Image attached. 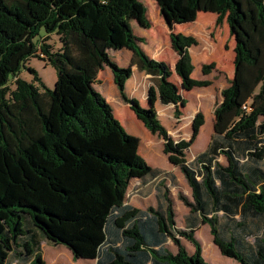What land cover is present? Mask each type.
<instances>
[{
  "label": "trees",
  "instance_id": "1",
  "mask_svg": "<svg viewBox=\"0 0 264 264\" xmlns=\"http://www.w3.org/2000/svg\"><path fill=\"white\" fill-rule=\"evenodd\" d=\"M155 2L177 54L173 71L186 91L210 81L192 77L189 48L197 39L173 25L209 12L215 26L227 23L234 40L233 74L214 107L210 141L190 161L184 151L204 116L195 113L188 140L175 141L160 122L156 100L174 105L179 115L186 99L168 63L139 45L143 38L132 21L151 26L140 0H0V264H46L43 240L95 264H209L195 237L198 223L208 225L221 254L264 264V0ZM51 34L56 48L48 42ZM123 48L134 54L127 66L109 53ZM31 57L55 69L52 89L27 65ZM132 65L153 80L146 107L126 93ZM214 65L203 64L201 74ZM105 66L121 100L162 139L163 153L187 181L190 198L177 194L189 210L183 229L176 227L169 188L160 179L168 174L139 154V138L94 87ZM22 70L31 80L20 76ZM133 179H159L155 206L140 209L126 200ZM169 179L175 185L172 173Z\"/></svg>",
  "mask_w": 264,
  "mask_h": 264
},
{
  "label": "rangeland",
  "instance_id": "2",
  "mask_svg": "<svg viewBox=\"0 0 264 264\" xmlns=\"http://www.w3.org/2000/svg\"><path fill=\"white\" fill-rule=\"evenodd\" d=\"M140 1L146 7V15L151 23L149 28H142L135 21H132L134 33L143 37V42H141L140 46L147 54H160V56L163 57L161 60L171 63L174 55L170 50L172 47H170L168 28L159 12L158 5L155 0ZM205 14L212 13H199L198 19H196L194 23H181L175 25L173 30H184L192 26L195 33L194 36L197 39V44L189 48L190 54H192V58H194V60L192 59L194 64L192 77L196 79H208L210 84L205 87H196L192 90L186 91L180 87V80L172 69L173 73L170 77L171 81L179 86L180 93L186 99L185 106L179 107V115H177L174 105H162L158 101L155 102V108L160 122L166 127L169 135L175 141L180 139L188 140L191 135V122L195 113L197 111L203 113L205 122L200 131V137L197 139L196 136L191 145L184 151L186 160L188 161L192 160L197 153L202 151V149H205L208 145L213 130L214 107L222 100L221 90L228 85L229 79L233 74L234 40L229 35L227 23L223 20L219 26H215L214 18L211 17L210 19V17ZM57 40L56 35L51 34L48 42H50L52 47L56 48L58 45ZM155 40L161 44V49L157 48V50L155 48ZM110 53L115 59H117L119 65H128L129 57L127 51L124 52L111 49ZM195 60L197 63H195ZM212 62H214L215 65L211 72L207 75H202L200 72L201 66ZM27 65L37 71L43 83L48 88H53L56 79V72L50 64L38 57H31L27 61ZM108 72H111L109 68L101 74L102 76L100 75V82H97L96 86L111 104L116 118L126 131L139 138V154L150 166L169 168L177 176L175 186L171 183L170 194L172 196L175 210L176 226L179 228L182 226L183 215L188 209L180 201L177 194L178 192H182L190 198V189L187 181L177 167L170 165L167 156L162 151V139L157 135H152L148 132V130L142 125L141 121L138 120L135 114L130 110L128 104L121 100L115 85L109 83L107 77L109 74ZM141 75L144 76L142 78L144 81L140 78ZM145 75V72L134 68L132 79L130 83L128 82L129 87H126L128 96L137 98L139 103L144 107L148 105L146 98L148 88L149 86H153V80L151 77ZM20 76L28 81L32 78V75L26 70H22ZM11 86L13 87V85ZM121 107H127L129 112L133 114V117L130 116L131 119H125ZM219 160L225 162L223 157H219ZM140 186L139 179H133L128 186L126 200L137 208L146 209L148 206H155L156 200L154 198V191L151 190L149 194L140 196L138 194ZM195 236L201 245L202 257L207 263L230 264L228 262L230 259L229 261L234 262L235 264H240L235 259L221 254L219 247L215 245L212 240L207 224L198 226ZM181 242L188 252L193 251V246L189 241L181 237ZM209 244H214L215 246L210 253L208 252ZM166 246L172 251L176 250V247L171 240L167 241ZM41 252L48 264H71L72 261L74 262L71 254H69L70 252L66 246L62 244L51 245L43 241L41 243ZM80 264L89 263L82 262Z\"/></svg>",
  "mask_w": 264,
  "mask_h": 264
},
{
  "label": "crops",
  "instance_id": "3",
  "mask_svg": "<svg viewBox=\"0 0 264 264\" xmlns=\"http://www.w3.org/2000/svg\"><path fill=\"white\" fill-rule=\"evenodd\" d=\"M199 13H209V12H198V14H197V17H196V19H198V15H199ZM205 15H208L209 17H210V19H211V17H213L214 19H215V16H214V14L212 13V14H205ZM202 17V16H201ZM196 19L194 20V21H192V22H188V23H194L195 21H196ZM175 25H179V24H174L173 25V29H174V26ZM186 25V24H185ZM188 25V24H187ZM198 28H200V27H198ZM168 32H169V30H168ZM176 32H181V33H183V34H186V35H192V36H194L195 35V33H194V29L192 28V26L191 27H188V28H186V29H184V30H177ZM138 37H142V36H140V35H137ZM195 37V36H194ZM143 38V37H142ZM141 44V42L139 43V45ZM161 44H159L158 43V41L157 40H155V48L157 49H161ZM171 47V46H170ZM154 49V48H153ZM157 49V50H158ZM171 51H172V53H173V55H174V58L172 59V61H171V63H168V65H169V67L171 68V69H173V67H174V64H175V61H176V58H177V54H176V52L171 48L170 49ZM119 51H124V52H126L127 51V55H128V57H129V61H128V65L131 63V61L133 60V58H134V54H133V52H132V50H130V49H128V48H123V49H120ZM153 51V50H152ZM109 53H110V51H109ZM150 57H152V58H154V59H157V60H161L163 57L162 56H160V54H148ZM110 56L112 57V59L113 60H115L116 61V63L118 64V61H117V59H115L112 55H111V53H110ZM191 57H192V54H191ZM193 60H194V58H192ZM192 60V61H193ZM164 61V60H163ZM195 63H197L196 62V60H195ZM119 65V64H118ZM121 66V65H120ZM123 66H125V65H123ZM127 66V65H126ZM108 68V67H107ZM107 68H106V66L103 68V69H101L99 72H98V74H97V77H96V81H95V83H94V87L100 92V90H99V88L96 86V84H97V82H100V80H99V78H100V75L104 72V71H107ZM131 68H132V76H133V74H134V68H136L137 69V67H136V65H132L131 66ZM110 70V69H109ZM138 70V69H137ZM111 71V70H110ZM109 73V72H108ZM111 73V72H110ZM108 74V79H109V83L111 84V85H115V83H114V81H113V76H112V73L111 74ZM192 74H193V72H192ZM191 74V75H192ZM150 76L149 74H146L145 76ZM102 76V75H101ZM132 76L126 81V84H125V90H126V87H129L128 86V82L130 83V81H131V79H132ZM144 76L143 75H141V79L143 78ZM151 77V76H150ZM141 81V80H140ZM139 81V82H140ZM142 81H144L143 79H142ZM127 85V86H126ZM115 87H116V85H115ZM117 89V88H116ZM194 89V88H193ZM118 92V91H117ZM101 93V92H100ZM127 94H128V92H126ZM102 94V93H101ZM103 95V94H102ZM106 99V98H105ZM107 100V99H106ZM156 101H158L159 102V100H156ZM155 101V102H156ZM160 103V102H159ZM163 105V104H162ZM168 105V104H167ZM154 106H155V103H154ZM121 110L123 111V113L125 112H127V114H128V118H130V116H132L133 117V114H131V112H129V109H127V107H121ZM131 110V109H130ZM132 111V110H131ZM133 112V111H132ZM124 113V114H125ZM134 113V112H133ZM136 116V115H135ZM137 118V117H136ZM131 119V118H130ZM138 119V118H137ZM139 120V119H138ZM204 122H205V120H204ZM140 123V122H139ZM142 123V122H141ZM204 124V123H203ZM139 125H141V124H139ZM142 125H143V123H142ZM144 126V125H143ZM203 126V125H202ZM202 126L200 127V129H199V132H198V134H197V139H198V137H200V131H201V129H202ZM149 132V131H148ZM212 132H213V130H212ZM152 135H155V134H152ZM211 135H212V133H211ZM211 135H210V138H211ZM195 142H196V140H195ZM209 143V142H208ZM139 145H140V143H139ZM207 147V146H206ZM206 147H205V149H206ZM204 149H202V151H203ZM201 152V151H200ZM199 152V153H200ZM198 154V153H197ZM196 154V155H197ZM170 163V162H169ZM170 165L171 166H175V165H173V164H171L170 163ZM153 167V166H152ZM175 167H177V166H175ZM155 168H158V169H160V170H163V172H166L168 175L167 176H162V177H160V179L162 178L164 181H163V184L166 186V187H168L169 188V194H170V188H171V181H170V179H169V174H173L175 177H177L176 176V174L174 173V172H172V170L171 169H169V168H159V167H155ZM178 168V167H177ZM181 172V171H180ZM157 180H159V179H157ZM157 180H154V179H151V180H148L147 182H145L144 184H140L141 186H140V188H139V191H138V194L140 195V196H144L145 194H149L150 193V191L152 190V191H154V198H155V193H156V185H157ZM175 186V185H174ZM189 187V186H188ZM190 189V188H189ZM170 197H171V199H172V196H171V194H170ZM155 200H156V198H155ZM173 201V200H172ZM130 203V202H129ZM133 205V204H132ZM134 206V205H133ZM174 207V206H173ZM140 209H142V208H140ZM188 209V208H187ZM188 211L189 210H187V212L183 215V221H182V226H180L179 228H181V229H183L185 226H186V223H185V220H184V217H185V215L188 213ZM176 221V220H175ZM200 225H204V224H202V223H198V225H197V228H198V226H200ZM177 227V226H176ZM196 232V231H195ZM211 235V234H210ZM196 237V236H195ZM43 241H45L46 243H48L46 240H43ZM42 241V242H43ZM41 242V243H42ZM49 244H51V245H54V244H52V243H49ZM209 246V253L210 252H212V250L215 248V246H214V244H209L208 245ZM68 251H69V249H68ZM70 252V251H69ZM69 254H71V252L69 253ZM42 257H43V255H42ZM71 257H72V254H71ZM43 259H44V257H43ZM45 260V259H44ZM72 260H74V262L72 261V263L71 264H80V263H82V262H87V263H89V264H95V260L94 259H73V257H72ZM230 260V259H229ZM228 260V262L230 263V264H235L234 262H231V261H229ZM234 261V260H233ZM45 262H46V264H48L47 263V261L45 260Z\"/></svg>",
  "mask_w": 264,
  "mask_h": 264
},
{
  "label": "water",
  "instance_id": "4",
  "mask_svg": "<svg viewBox=\"0 0 264 264\" xmlns=\"http://www.w3.org/2000/svg\"><path fill=\"white\" fill-rule=\"evenodd\" d=\"M180 87L183 88L181 84H180Z\"/></svg>",
  "mask_w": 264,
  "mask_h": 264
}]
</instances>
